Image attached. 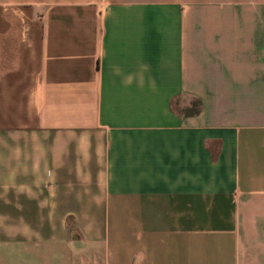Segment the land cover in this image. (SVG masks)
Segmentation results:
<instances>
[{"label": "crops", "instance_id": "1", "mask_svg": "<svg viewBox=\"0 0 264 264\" xmlns=\"http://www.w3.org/2000/svg\"><path fill=\"white\" fill-rule=\"evenodd\" d=\"M0 264H264V0H0Z\"/></svg>", "mask_w": 264, "mask_h": 264}, {"label": "trees", "instance_id": "2", "mask_svg": "<svg viewBox=\"0 0 264 264\" xmlns=\"http://www.w3.org/2000/svg\"><path fill=\"white\" fill-rule=\"evenodd\" d=\"M200 110V99L195 97L191 100V104L183 108L184 114L197 113Z\"/></svg>", "mask_w": 264, "mask_h": 264}]
</instances>
